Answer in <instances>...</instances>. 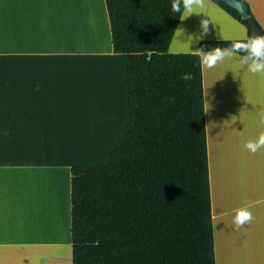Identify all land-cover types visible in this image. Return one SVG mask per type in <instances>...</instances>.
Wrapping results in <instances>:
<instances>
[{"label": "crops", "instance_id": "1", "mask_svg": "<svg viewBox=\"0 0 264 264\" xmlns=\"http://www.w3.org/2000/svg\"><path fill=\"white\" fill-rule=\"evenodd\" d=\"M245 1L264 30V0ZM202 11L179 19L170 52L247 35L212 0ZM201 67L215 264H264V148L244 147L264 131V76L238 59ZM118 83L126 113L113 136L97 123ZM126 120L125 55L112 50L104 0H0V264H72L70 166L106 135L114 144ZM249 204L254 220L236 231Z\"/></svg>", "mask_w": 264, "mask_h": 264}, {"label": "trees", "instance_id": "2", "mask_svg": "<svg viewBox=\"0 0 264 264\" xmlns=\"http://www.w3.org/2000/svg\"><path fill=\"white\" fill-rule=\"evenodd\" d=\"M104 1L112 50L125 55L127 122L105 162L70 166L72 264H215L202 67L193 52L168 50L182 13L171 0Z\"/></svg>", "mask_w": 264, "mask_h": 264}, {"label": "clouds", "instance_id": "3", "mask_svg": "<svg viewBox=\"0 0 264 264\" xmlns=\"http://www.w3.org/2000/svg\"><path fill=\"white\" fill-rule=\"evenodd\" d=\"M205 6L206 0H171V11L182 13L181 20L192 14L203 13ZM200 28L202 35H206L209 32V20L202 19ZM192 52L199 58V63L207 69L223 64L226 60L238 59L240 65L253 76L257 74L264 76V35L253 34L251 37L244 35L234 39L229 47H214L208 51L198 48ZM180 78L188 82L193 79V76L191 73H182ZM209 107L207 103L205 111ZM261 122L264 123V117ZM244 147L253 155L264 148V131L260 132L256 139L246 141ZM250 208L251 204L235 210L232 223L236 231L253 222L254 217Z\"/></svg>", "mask_w": 264, "mask_h": 264}, {"label": "rangeland", "instance_id": "4", "mask_svg": "<svg viewBox=\"0 0 264 264\" xmlns=\"http://www.w3.org/2000/svg\"><path fill=\"white\" fill-rule=\"evenodd\" d=\"M95 2H97V0H95ZM95 11H96V9H95ZM97 12L98 11H96V15H97ZM202 40H206V39H202ZM174 43H175L174 40L171 41V48H174ZM118 85H119V87H118ZM116 89H117V91L115 92L116 95L110 101V105L105 106L106 108H108L110 110H108L105 113V115L103 116L104 118L100 122V124L97 123V127H100L104 123H108L110 128H111V124L113 123V133H112L113 136H114V133H116V131L118 129V126H119L118 123L121 122V119L124 118V115L126 113V112H124V106L122 104V100L124 99V95L122 96V83H118L116 85ZM105 107H103V108H105ZM95 113H96V111H95ZM94 116H95V114H94ZM95 122H99L97 120V118L94 119V123ZM126 122H127V120H126ZM119 134H118V136H119ZM112 135L108 134V135L104 136V138L102 140H100V142L98 144V148H95L96 145L93 144L92 150L88 153V155H84V162L83 163H103L107 159V155L109 154V151L113 145V142L110 143V141L112 140V137H113ZM118 136L115 137V140L117 139ZM107 148H108V150H107ZM65 251H66L67 256L71 257L70 247L69 248L67 247L65 249ZM45 264H52V263H45Z\"/></svg>", "mask_w": 264, "mask_h": 264}, {"label": "water", "instance_id": "5", "mask_svg": "<svg viewBox=\"0 0 264 264\" xmlns=\"http://www.w3.org/2000/svg\"><path fill=\"white\" fill-rule=\"evenodd\" d=\"M220 1L224 2L225 4L237 10L241 18L250 24V29L252 34L261 35V32L258 30L254 19L249 15L248 6L245 2L241 0H220Z\"/></svg>", "mask_w": 264, "mask_h": 264}, {"label": "bare ground", "instance_id": "6", "mask_svg": "<svg viewBox=\"0 0 264 264\" xmlns=\"http://www.w3.org/2000/svg\"><path fill=\"white\" fill-rule=\"evenodd\" d=\"M85 7V6H84ZM26 259V258H25ZM20 260H23V259H20ZM23 262V261H22Z\"/></svg>", "mask_w": 264, "mask_h": 264}]
</instances>
